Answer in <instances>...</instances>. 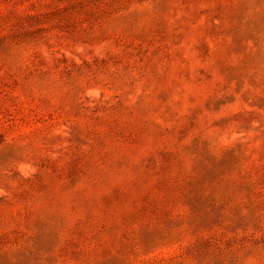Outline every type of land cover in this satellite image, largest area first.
Segmentation results:
<instances>
[{"label": "rangeland", "instance_id": "1", "mask_svg": "<svg viewBox=\"0 0 264 264\" xmlns=\"http://www.w3.org/2000/svg\"><path fill=\"white\" fill-rule=\"evenodd\" d=\"M0 264H264V0H0Z\"/></svg>", "mask_w": 264, "mask_h": 264}]
</instances>
